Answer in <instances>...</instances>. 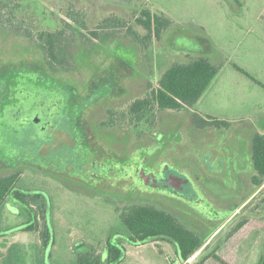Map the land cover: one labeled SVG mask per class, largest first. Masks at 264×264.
Segmentation results:
<instances>
[{"label": "rangeland", "instance_id": "1", "mask_svg": "<svg viewBox=\"0 0 264 264\" xmlns=\"http://www.w3.org/2000/svg\"><path fill=\"white\" fill-rule=\"evenodd\" d=\"M0 4V71L11 60L19 63L28 55L45 56L41 40L61 34L68 40L63 52L69 51L67 58L73 69L105 68L111 58L110 67L117 70L120 60H126L132 68L152 70L146 78L153 80L156 87L174 64L208 58L219 67L199 103L185 111L195 120L198 112L206 119L228 122L231 126L200 129L197 124L199 128L186 132L178 162L184 175L187 170L200 168L196 180L204 193L224 202L226 209L220 217H229L232 207L237 211L225 223L205 227L196 220L177 216V203L162 194L113 183L89 196L83 195L74 190L77 183L47 173L44 166L45 169L24 164L17 167L12 163L20 171L15 190L46 196L53 214L50 223L62 228L66 238L77 242L78 253L93 248L105 253L106 259L109 244L126 242L129 235L122 212L140 205L169 212L189 229L208 238L187 264H259L264 254V186L256 191L251 185L255 175L251 158L253 136L264 133V0H0ZM162 9L173 16L167 18L170 26L159 40L153 37L142 45L138 39L148 32L135 18L146 20L143 12ZM111 12L126 19L129 32L121 26L113 27L118 19L104 24L113 16ZM74 36L79 38L71 40ZM71 41L78 44L72 46ZM15 172L0 169V178ZM10 197V207L29 213L23 218L25 221L13 220L14 223L19 221L26 227L35 224L36 217L27 205L13 194ZM215 202L222 207L220 201ZM148 258L147 250L142 249L140 256L123 264H147ZM30 262L43 264L38 257ZM53 262L61 264L62 257L54 255Z\"/></svg>", "mask_w": 264, "mask_h": 264}, {"label": "flooded vegetation", "instance_id": "2", "mask_svg": "<svg viewBox=\"0 0 264 264\" xmlns=\"http://www.w3.org/2000/svg\"><path fill=\"white\" fill-rule=\"evenodd\" d=\"M68 44L61 43L60 63L28 55L1 69L0 169L18 174L13 164L46 168L88 196L105 185L127 184L174 200L183 220L205 227L225 223L237 210L220 217L224 202L204 193L196 180L200 168L184 175L178 162L186 132L199 128L194 116L160 107L159 84L147 80L153 72L147 67L119 59L113 70L109 58L108 67L75 70L69 51L63 52Z\"/></svg>", "mask_w": 264, "mask_h": 264}, {"label": "trees", "instance_id": "3", "mask_svg": "<svg viewBox=\"0 0 264 264\" xmlns=\"http://www.w3.org/2000/svg\"><path fill=\"white\" fill-rule=\"evenodd\" d=\"M2 6L0 4V18L2 15ZM144 19H137L138 24L143 27L148 35L140 36L138 41L141 44H148L154 37L159 40L164 31L170 26V21L159 15H152L150 11L142 13ZM1 22V20H0ZM109 24L110 21H105ZM12 24V23H11ZM125 31L124 23H115L113 27ZM109 27V26H108ZM83 29V28H82ZM84 30V29H83ZM59 36V37H58ZM61 35L55 37L49 36L42 39V45L49 59L60 63L61 43L68 41ZM59 41V42H58ZM220 68L213 65L207 58H198L187 64H174L169 67L162 75L157 93V100L163 110L182 111L186 108L193 109L205 92L209 89L213 80L216 78ZM196 118L198 126L203 129L206 127L217 126L220 128H229L230 123L224 121L205 120L199 115ZM252 162L255 169V175L252 178V186L256 191L264 186V136L256 134L252 145ZM20 174H14L0 178V207L7 198L13 196L25 203L29 210L31 206H36L40 211L49 206L48 198L44 195H26L17 191L16 182ZM47 206V207H46ZM122 220L126 225L129 235L124 239L127 243L133 245H143L149 242L168 241L177 250L182 264H187L207 243L200 233L189 229L182 224L173 214L164 210L156 209L153 206H134L124 210L121 214ZM27 230L39 231L44 245L49 238V230L38 222L27 227ZM86 253H78V264H121L125 258L126 250L121 244H109V257L105 261L103 256L94 249L87 248ZM259 264H264V254Z\"/></svg>", "mask_w": 264, "mask_h": 264}, {"label": "crops", "instance_id": "4", "mask_svg": "<svg viewBox=\"0 0 264 264\" xmlns=\"http://www.w3.org/2000/svg\"><path fill=\"white\" fill-rule=\"evenodd\" d=\"M150 12L152 15L164 16L168 19L173 18V16L164 9L158 12ZM111 13H113V16L108 17L106 21L118 19V23L126 24V19L121 20L114 12ZM136 15L134 14V18ZM135 19L137 20V18ZM196 113L203 116L201 113ZM209 115L210 114H208L207 117H210ZM203 119L209 120V118L206 119V117ZM257 134H262L264 136V133L262 132ZM10 202L12 201L9 196L4 207L0 210V264H32L30 260L35 257L40 258L43 264H55L53 262L54 255L62 257L61 264H78L79 257L76 249L80 246L77 247V242L75 240L66 238L62 228H58L50 223L51 218L53 217V214H51L49 210L50 205L48 207L46 206L47 208L42 211L36 208V206H31L32 216L36 217V222L40 225H44V227L49 230V238L44 245L39 231L27 230V227L29 226L26 227L24 223H19V221L14 223L13 220L20 219L25 221L23 218L29 216V213L27 210L26 212H22L18 207L13 205L10 207ZM36 210H39V212L37 213ZM50 215L51 218L49 220ZM121 245L126 250L123 262H127L136 256H140L142 254V249H144L148 252L149 258L146 259L147 264H182L176 248L168 241L149 242L147 244L136 246L123 242ZM102 253L101 255L103 256L105 253ZM47 255H49L48 261L46 259ZM108 257L104 260L107 261ZM123 262L121 264H123Z\"/></svg>", "mask_w": 264, "mask_h": 264}]
</instances>
